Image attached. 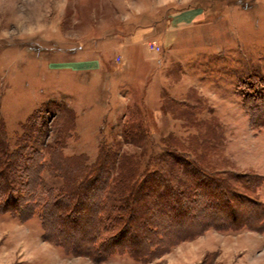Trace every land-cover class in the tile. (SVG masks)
<instances>
[{
    "label": "rangeland",
    "instance_id": "obj_1",
    "mask_svg": "<svg viewBox=\"0 0 264 264\" xmlns=\"http://www.w3.org/2000/svg\"><path fill=\"white\" fill-rule=\"evenodd\" d=\"M139 33L148 37L136 44ZM82 58L106 61L95 84L72 70ZM57 104L74 114L67 137L50 139L65 156L94 162L105 146L144 168L170 147L264 176V126L250 123L264 115V0H0V115L11 147L31 115L54 130ZM44 180L61 182L49 166ZM253 199L264 214V184ZM0 264H264V232L209 229L149 263L127 253L95 262L45 240L38 215L0 213Z\"/></svg>",
    "mask_w": 264,
    "mask_h": 264
},
{
    "label": "trees",
    "instance_id": "obj_2",
    "mask_svg": "<svg viewBox=\"0 0 264 264\" xmlns=\"http://www.w3.org/2000/svg\"><path fill=\"white\" fill-rule=\"evenodd\" d=\"M55 107L54 130L45 115H31L13 148L0 115V213L22 221L38 215L45 240L95 262L127 253L149 263L209 229L264 232V214L253 199L264 176L217 170L170 147L144 168L105 146L94 162L65 156L64 146L50 139L67 137L74 114ZM255 122L264 126V115L251 116L252 127ZM47 166L58 185H46ZM238 208L250 210V217H239Z\"/></svg>",
    "mask_w": 264,
    "mask_h": 264
},
{
    "label": "crops",
    "instance_id": "obj_3",
    "mask_svg": "<svg viewBox=\"0 0 264 264\" xmlns=\"http://www.w3.org/2000/svg\"><path fill=\"white\" fill-rule=\"evenodd\" d=\"M165 23H168V22H165ZM127 24H131V23H127ZM139 31L140 30H135L136 33L139 32ZM152 36H154V35H152ZM147 37L148 36H142L140 33L138 35L132 34V39L134 40L133 42H135L136 44L139 43L138 42L139 39H144V38H147ZM130 47H132V45L131 46L124 45V46L120 47L121 48L120 50H121L122 53H124ZM122 57H124V55H122ZM149 59L152 61V60H154L156 58L149 57ZM117 62L120 63L119 65L121 67V65H122L121 59H118ZM162 64H163V62H162ZM70 65H72V67H74V68H72L73 71L91 73L87 77L91 76L92 84H95L93 82L95 81V79L100 78V75L102 74V69H103L102 67H103V65H104V67L106 66V61H103V63H102L96 58H94V59L93 58H90V59L89 58H86V59L82 58V59H77L75 61H72L70 63ZM112 85H116V82L111 84V86ZM72 104H73V102H72Z\"/></svg>",
    "mask_w": 264,
    "mask_h": 264
}]
</instances>
